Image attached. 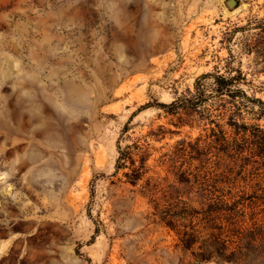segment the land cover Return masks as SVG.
Here are the masks:
<instances>
[{
	"label": "rangeland",
	"instance_id": "rangeland-1",
	"mask_svg": "<svg viewBox=\"0 0 264 264\" xmlns=\"http://www.w3.org/2000/svg\"><path fill=\"white\" fill-rule=\"evenodd\" d=\"M227 2L0 0V264H179L143 192L168 174L158 159L211 124L158 104L192 96L205 73L242 72L239 86L264 100V0ZM241 121L264 129V110L250 104ZM119 140L150 143L136 186L131 169L114 175ZM250 152L236 170L264 185V153ZM170 182L161 202L198 199Z\"/></svg>",
	"mask_w": 264,
	"mask_h": 264
},
{
	"label": "trees",
	"instance_id": "trees-1",
	"mask_svg": "<svg viewBox=\"0 0 264 264\" xmlns=\"http://www.w3.org/2000/svg\"><path fill=\"white\" fill-rule=\"evenodd\" d=\"M208 78L214 81L210 89L205 83ZM242 80V72L232 77L205 73L196 80L192 96L158 104L172 112L193 108L211 124L205 138L195 143L182 139L164 153L157 162L167 168V176L162 181L146 180L148 188L143 192L154 204L159 222L176 234V247L185 255L179 264H264V185L250 186L243 172L236 170L241 162L244 167L251 150L264 153V129L241 121L250 104L264 110V100L241 88ZM127 129L128 124L123 133ZM146 143L123 147L119 140L114 175L129 168L125 182L136 186L150 170V143ZM164 182L174 189L185 185L198 199H185L177 191L178 195L161 202L156 194L164 189Z\"/></svg>",
	"mask_w": 264,
	"mask_h": 264
},
{
	"label": "water",
	"instance_id": "water-1",
	"mask_svg": "<svg viewBox=\"0 0 264 264\" xmlns=\"http://www.w3.org/2000/svg\"><path fill=\"white\" fill-rule=\"evenodd\" d=\"M227 4L230 8L237 7L238 6V0H228Z\"/></svg>",
	"mask_w": 264,
	"mask_h": 264
}]
</instances>
